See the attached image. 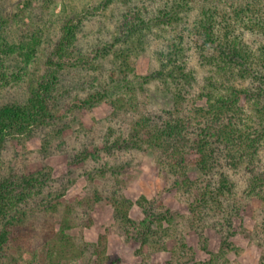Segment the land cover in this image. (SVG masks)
I'll use <instances>...</instances> for the list:
<instances>
[{
  "label": "trees",
  "instance_id": "1",
  "mask_svg": "<svg viewBox=\"0 0 264 264\" xmlns=\"http://www.w3.org/2000/svg\"><path fill=\"white\" fill-rule=\"evenodd\" d=\"M122 1L128 7L115 31L92 50L83 44V16L63 22L44 57L40 36L10 42L0 23V93L17 92L22 84L29 88L21 103L0 102V157L9 140L28 139L37 131L45 132L46 157L54 147L66 152L67 131L79 121L75 117L106 103L112 108L108 131L96 144L85 132L84 142L73 149L72 165L87 172L90 164H98V174H86L105 179L126 167L125 152H152L159 170L187 196L189 215L145 196L133 201L118 187L104 190L106 196L95 189L94 199H78L72 206L91 211L106 200L125 237L140 244L144 262L154 252L167 251L166 264H234L228 257L234 251L233 219L250 215L248 202L264 204V0ZM144 55L157 66L139 76L136 65ZM12 61L20 66L9 74ZM74 72H85L89 87L72 84L68 77ZM112 85L123 93L115 95ZM46 170L17 175L19 181L0 179V254L19 264L13 253L31 250L37 235L51 245L48 257L54 262L73 256L82 264H121L108 255L106 235L97 243L76 244L67 232L69 219H62L60 230L52 225L66 190L47 194L52 185ZM37 200L50 214L40 228L30 210ZM134 206L142 210L141 220L131 217ZM258 217L255 239L264 256V212ZM210 229L221 241L225 231L216 253L208 250ZM188 236L197 238L207 261H197Z\"/></svg>",
  "mask_w": 264,
  "mask_h": 264
},
{
  "label": "rangeland",
  "instance_id": "2",
  "mask_svg": "<svg viewBox=\"0 0 264 264\" xmlns=\"http://www.w3.org/2000/svg\"><path fill=\"white\" fill-rule=\"evenodd\" d=\"M112 1L113 3L104 9V4L108 0H0V23H3V35L14 43L31 41L34 35L40 36L43 48L41 55L44 57L48 56L53 42L56 41L61 31L63 22L66 19H78L83 16V44L90 45L88 48L92 50L97 42L109 40L111 33L115 31L120 22V14L128 7H125L122 0ZM134 4H136L135 7H142L141 3L135 2ZM152 9L155 7L152 6ZM154 47H157V43H154ZM19 66L17 61L9 62L7 64L9 74L17 71ZM156 66L157 62L153 58L144 55L137 62L136 72L139 76H144L150 68ZM105 69L109 70V65H105ZM41 71L43 73V70ZM92 73L97 74L95 70ZM68 79L75 86H82L85 83L86 87H89L88 84L92 83L91 78L85 72H74ZM110 90L118 95L120 92L123 93L124 88L112 85ZM15 91L17 92L0 93V102L18 101L21 103L29 88L22 84ZM111 117L112 108L106 103H102L92 110H82L81 115L75 117L79 121H73L67 131V151L59 152L54 147L52 154L47 157L42 152L45 132L37 131L33 137L28 139L20 137L9 140L0 157V179L11 177L19 181L17 175L19 177L27 176L50 169L49 183L52 187L49 188L47 194L59 192L61 188L66 190L58 212L51 218L52 225L55 224L57 230L63 228L62 219L65 217L69 219V225L66 226L69 227L67 232L73 237L76 244L80 242L97 243L100 235H106L108 255L119 259L121 264H166L171 258L167 251L154 252L150 255L148 263L143 261L142 255L138 254L140 244L125 237L124 231L114 218L113 208L106 200L96 203L91 211L87 207L83 209L72 206L78 199H94L95 189L106 196L108 193H103L104 190L114 192L118 187L121 190L120 193L122 192L133 201L145 196L149 200H157L163 207L174 212H179L184 216L189 215L187 196H183L180 191L174 188L172 176L159 170L156 155L152 152H125L124 159L128 162L126 167L120 170V175L111 176L108 175V172L105 179L96 177L93 180L89 174H86H98V164H90L87 172L72 165L73 149L78 150V144L84 142L85 132L90 139L94 136L95 144L98 143L97 140L108 131ZM70 205L74 208L72 213L69 212ZM246 205L250 215L242 213V217L236 215L233 219L230 228L233 236L230 237V242L233 244L234 251L228 257L234 264H263V251L255 238L260 221L258 215L264 212V204L255 201L248 202ZM30 210H34L35 215H33L36 217L34 222L39 228L42 222L50 217V214L47 215L48 212L40 206L38 200L30 203ZM88 211L92 220V224L89 226L87 225L89 216L86 215ZM131 217L141 220L143 218L142 210L134 206ZM217 228L220 229V227ZM224 232L222 231L223 241H225ZM206 236L209 240L208 250L214 253L218 252L223 241L212 229L207 232ZM55 239L57 238L55 237ZM188 242L196 249L197 261L208 260L209 255L200 251L198 245L196 246L198 240L195 236H188ZM50 249L51 245H47L44 238H38L36 235L31 250L13 254L15 257L17 255L20 257L19 264H82L81 259L76 261L75 257L69 255L65 259L63 256H58L54 262L48 257ZM6 251L12 253L10 248H7ZM0 264H9L3 253L0 254Z\"/></svg>",
  "mask_w": 264,
  "mask_h": 264
}]
</instances>
